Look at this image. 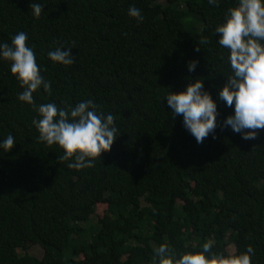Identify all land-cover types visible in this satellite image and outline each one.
Wrapping results in <instances>:
<instances>
[{"label": "trees", "instance_id": "obj_1", "mask_svg": "<svg viewBox=\"0 0 264 264\" xmlns=\"http://www.w3.org/2000/svg\"><path fill=\"white\" fill-rule=\"evenodd\" d=\"M31 2L0 0V43L27 35L51 88L34 103L92 100L118 137L92 167H67L60 146L39 140V116L0 61V138L15 142L0 150V264H157L161 244L178 258L206 241L225 255L251 245L252 264H264V129L241 139L221 126L232 109L217 100V127L197 144L164 98L196 78L217 96L230 68L214 29L237 0H33L39 18ZM57 46L70 48L72 65L49 59ZM99 204L103 216L89 223ZM33 244L41 258L26 252Z\"/></svg>", "mask_w": 264, "mask_h": 264}, {"label": "clouds", "instance_id": "obj_2", "mask_svg": "<svg viewBox=\"0 0 264 264\" xmlns=\"http://www.w3.org/2000/svg\"><path fill=\"white\" fill-rule=\"evenodd\" d=\"M219 0H208L210 5ZM31 14L39 18L44 6L32 2ZM128 15L137 22L143 20L141 10L130 6ZM218 45L227 49V63L230 74L217 96L204 88L203 79L196 78L179 91L170 90L164 95L173 118H182L183 127L202 143L217 127V100L232 109L222 122V127L230 128L243 140H254L259 130L264 129V0H237L229 8L223 22L216 25ZM24 32L11 37V43H0V61H10V72L15 75L22 92L18 100L32 105L39 116L32 124L39 133V140L47 145L56 144L63 149L59 159L73 162L69 168L77 170L92 167L96 157L111 149L117 128L112 114L105 115L98 110L92 100L81 101L74 106L58 107L55 103L36 105L33 92L40 90L50 93V82L44 80L37 66L33 49L26 45ZM200 44L207 43L201 39ZM200 47H197L199 51ZM54 63L65 66L74 63V55L69 47L57 46L47 53ZM198 61L188 62L189 73L195 71ZM14 137L9 134L0 138V150L7 152L14 146ZM213 245L204 242L198 251L186 252L177 258L169 254L165 244L154 249L157 264H252L254 248L248 245L239 254L211 253Z\"/></svg>", "mask_w": 264, "mask_h": 264}, {"label": "rangeland", "instance_id": "obj_3", "mask_svg": "<svg viewBox=\"0 0 264 264\" xmlns=\"http://www.w3.org/2000/svg\"><path fill=\"white\" fill-rule=\"evenodd\" d=\"M143 203H144V201H143ZM104 209H105V205L99 204L97 206V209H96V215L92 218V220L89 223L93 224L96 222V217L103 216ZM89 223H87V224H89ZM231 249H233V247H231ZM24 252H25V250L20 249V253H24ZM26 252L37 257V258H41L43 256V253H44L42 247H40L37 244L30 245L29 248L26 250Z\"/></svg>", "mask_w": 264, "mask_h": 264}]
</instances>
